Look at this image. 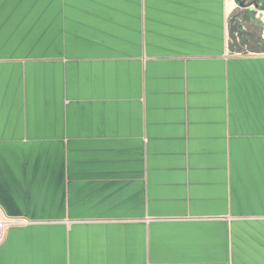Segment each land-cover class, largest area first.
<instances>
[{"label": "crops", "instance_id": "obj_1", "mask_svg": "<svg viewBox=\"0 0 264 264\" xmlns=\"http://www.w3.org/2000/svg\"><path fill=\"white\" fill-rule=\"evenodd\" d=\"M236 11L0 0V264H264V9L230 51Z\"/></svg>", "mask_w": 264, "mask_h": 264}, {"label": "water", "instance_id": "obj_2", "mask_svg": "<svg viewBox=\"0 0 264 264\" xmlns=\"http://www.w3.org/2000/svg\"><path fill=\"white\" fill-rule=\"evenodd\" d=\"M237 11L229 22V50H252V44L261 40L263 35L260 17L256 16L264 9L262 0H234Z\"/></svg>", "mask_w": 264, "mask_h": 264}, {"label": "built area", "instance_id": "obj_3", "mask_svg": "<svg viewBox=\"0 0 264 264\" xmlns=\"http://www.w3.org/2000/svg\"><path fill=\"white\" fill-rule=\"evenodd\" d=\"M5 226V223L3 221H0V229H3ZM2 235V234H1Z\"/></svg>", "mask_w": 264, "mask_h": 264}, {"label": "flooded vegetation", "instance_id": "obj_4", "mask_svg": "<svg viewBox=\"0 0 264 264\" xmlns=\"http://www.w3.org/2000/svg\"><path fill=\"white\" fill-rule=\"evenodd\" d=\"M252 44V47H253V49L258 45L257 43H251Z\"/></svg>", "mask_w": 264, "mask_h": 264}, {"label": "trees", "instance_id": "obj_5", "mask_svg": "<svg viewBox=\"0 0 264 264\" xmlns=\"http://www.w3.org/2000/svg\"><path fill=\"white\" fill-rule=\"evenodd\" d=\"M262 1H263V3H262V4H263V6H264V0H262Z\"/></svg>", "mask_w": 264, "mask_h": 264}, {"label": "rangeland", "instance_id": "obj_6", "mask_svg": "<svg viewBox=\"0 0 264 264\" xmlns=\"http://www.w3.org/2000/svg\"><path fill=\"white\" fill-rule=\"evenodd\" d=\"M1 221V220H0Z\"/></svg>", "mask_w": 264, "mask_h": 264}]
</instances>
